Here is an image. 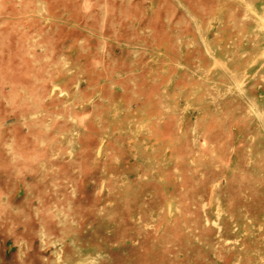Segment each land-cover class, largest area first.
I'll return each instance as SVG.
<instances>
[{
    "label": "rangeland",
    "instance_id": "obj_1",
    "mask_svg": "<svg viewBox=\"0 0 264 264\" xmlns=\"http://www.w3.org/2000/svg\"><path fill=\"white\" fill-rule=\"evenodd\" d=\"M0 264H264V0H0Z\"/></svg>",
    "mask_w": 264,
    "mask_h": 264
}]
</instances>
